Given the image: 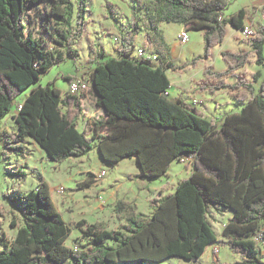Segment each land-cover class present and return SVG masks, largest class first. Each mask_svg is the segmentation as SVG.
Instances as JSON below:
<instances>
[{"label": "trees", "instance_id": "trees-1", "mask_svg": "<svg viewBox=\"0 0 264 264\" xmlns=\"http://www.w3.org/2000/svg\"><path fill=\"white\" fill-rule=\"evenodd\" d=\"M40 1L0 0V119L22 90L38 83L12 115L17 131L0 134L4 149L26 155L31 140L49 159L62 163L96 147L100 158L113 166L135 158L139 173L134 176L149 179L166 175L172 160L191 157L190 172L173 193L152 201L149 215L137 212L134 203L118 200L114 209L123 213L125 223L117 229L77 221L87 240L74 247L66 244L72 227L54 203L46 180L39 177L28 191L14 189L10 200L22 223L10 242L0 235V264H157L167 257L196 262L216 240L209 208L232 210L222 230L229 248L241 257L232 264H264L259 246H264V80L255 94L252 81L240 71L252 52L256 63H263L264 25L248 41L251 50L221 51L226 69L203 68L197 89L214 93L241 88L235 93L244 102L241 110L226 113L218 125L182 100L168 99L171 84L165 69L180 67L169 60L159 25L178 23L202 31L203 53L192 59L194 64L210 57L212 47L224 40L227 24L244 27L245 10L224 18L230 0H137L144 9L145 40L154 45L153 50L144 48L158 59L132 57L138 27H132L116 48L119 57L99 61L105 52L94 50L86 60L94 66L77 77L90 79L95 104L103 109L88 135L77 124L82 95L68 90L62 95L54 82H39L53 66L76 60L73 45L84 30L86 0H50L45 16L52 17L53 25H44L43 32L27 24L28 12ZM229 75L238 80L227 83ZM259 75L252 73V78ZM12 172L26 176L23 169ZM96 181L91 174L78 186L87 189Z\"/></svg>", "mask_w": 264, "mask_h": 264}, {"label": "rangeland", "instance_id": "rangeland-1", "mask_svg": "<svg viewBox=\"0 0 264 264\" xmlns=\"http://www.w3.org/2000/svg\"><path fill=\"white\" fill-rule=\"evenodd\" d=\"M237 1L243 3L245 0ZM50 4V0L40 1L28 12L27 24L29 29L43 32L42 27L44 25L52 27V17L47 20L45 16V12L50 9ZM259 4L260 7H258ZM85 7L84 30L73 45L77 51L76 60L73 61L68 58L60 62L44 74L39 81L41 85L54 82V85L61 90L62 95L68 90L67 76L71 79L81 77V74L87 71V67L94 66V62H86L88 58L93 56L94 50L102 49L105 52L104 56L98 58L99 61H104L109 56L119 57L116 48L132 27H138L132 57H136L138 47L154 49L150 42L142 40L145 37V14L144 9L140 7L137 0H86ZM255 7H258V9H255ZM249 13L253 18L254 31H257L258 26L264 24V0H256ZM161 25L165 27L163 25L169 24L162 23ZM179 25L178 23H171L168 28H164L171 44H173V38L177 40V33L181 29ZM226 30L224 44L213 46L208 59H200L194 64L192 59L203 53V39L195 30H186L191 41L178 46L172 45L171 49V59L180 69L172 71L167 68L165 71L171 83L168 92L172 91L171 95L167 96L168 99H173L176 95L181 96L186 106L190 104L196 111L202 112L203 117L213 120L218 125L226 113L241 110L244 102L235 97V93L240 91L241 88L235 90L222 88L214 93L197 89L199 80L204 78L203 68L207 66L214 71L226 69L227 64L221 58L220 51H239L247 48L251 50L248 41L255 37V34L252 38L247 37L241 29L232 28L229 24L226 25ZM235 34L238 36L237 39L233 38ZM188 50L193 53L189 54ZM262 55L263 63L257 64L256 56L252 52L249 56L250 62L240 69V71L245 72L247 79L252 81L255 94L260 91L261 83L264 80V45ZM186 62L189 64L185 65ZM158 64V62L152 63L153 66ZM257 71L260 72V75L253 79L252 73ZM237 80L238 78L232 75L225 77L227 83H233ZM37 84L22 90L14 99L11 111L0 119V134L2 132L14 133L17 131L12 115L17 113L19 103L29 94L31 87ZM194 100L197 101L196 104ZM82 105L83 113L77 120L78 128L80 131L91 135L94 120L100 114L94 99L90 96V91L82 94ZM189 108L192 109V107ZM93 143L95 144L96 140ZM26 147L28 154L16 155L4 149L3 143L0 141V235H4L5 240L8 242L14 238L17 227L22 223L15 206L10 200L13 194L12 191L14 189L28 191L35 188L40 180L39 177L48 182L54 203L60 210L65 222L72 227V232L66 244L74 247L77 243L83 244L87 240L82 237L81 231L76 227L75 223L77 221L85 219L88 223L102 222L108 229H117L125 223L123 213L114 209L118 200L134 203L137 212L149 215L152 201L173 193L176 185L186 178L190 172L188 161L185 163L174 159L166 175L152 179L139 178L134 176L139 169L136 159L127 157V159H121L113 166L112 163L101 162L96 147L83 157L68 158L62 163H56L49 159L45 152L31 140L26 144ZM17 169H23L26 176L22 178L12 172ZM102 170L105 173L97 179L92 187L80 189L79 182L91 177V174L97 175ZM60 187L64 188L63 193L58 191ZM231 215L232 210L229 208H219L217 210L209 208L208 218L216 234V240L208 244L206 250L196 262L167 257L157 264H216V261L232 264L239 261L241 259L240 255L229 248L227 242L229 239L222 233L223 226ZM12 221L16 223L15 226H11ZM259 246L261 255L264 257V246L261 244ZM2 247L0 243V250ZM65 264L73 263L68 261Z\"/></svg>", "mask_w": 264, "mask_h": 264}, {"label": "crops", "instance_id": "crops-1", "mask_svg": "<svg viewBox=\"0 0 264 264\" xmlns=\"http://www.w3.org/2000/svg\"><path fill=\"white\" fill-rule=\"evenodd\" d=\"M256 2V0H245L243 3H239V1H237V0H230L229 1V3H228V6L226 7V9L224 10V13H223V17L224 18H226V17H228V16H230V15H232V14H235L236 12H238L240 9H243V10H245V17H244V19H243V26H249V27H251L252 29H254L253 28V26H252V19L253 18H251V14L249 13V11H250V9H251V7H253V4ZM262 4V3H261ZM258 7H260V4H259V6ZM258 7H255V9H258ZM162 24V23H161ZM159 25V29H160V31H161V34H162V36H163V38H164V41H165V43L168 45V47H169V60L173 63V64H175L173 61H172V59H171V49H172V45H174V46H178V45H182V44H180L179 43V41H178V39L176 40V38H173V44H171L170 43V39L166 36V31L164 30V28L166 29V28H168V26H170L171 25V23H167V24H169V25H163V26H165V27H162V25ZM164 24H166V23H164ZM228 25V24H227ZM261 25H264V24H261ZM167 26V27H166ZM180 27H181V29L178 31V33H177V36H178V34H180V33H182V32H185L186 30H188L187 29V26L186 25H184V24H180L179 25ZM231 26V25H230ZM232 27V26H231ZM232 28H234V27H232ZM236 29V28H235ZM255 30V29H254ZM196 32H198V34H199V36L203 39V33H202V31H200V30H195ZM227 34V33H226ZM234 39H237L238 38V36H236V34L234 35V37H233ZM142 40H145V37H143V39ZM225 40V39H224ZM188 41H191V38L189 37V39H188ZM187 41V42H188ZM224 44V41H222L221 43H220V45H223ZM238 44H239V42H238ZM152 47H154V45L152 44ZM248 49V48H247ZM222 51V50H221ZM221 51H220V53H221ZM192 51H190V50H188V53L190 54ZM193 53V52H192ZM191 53V54H192ZM165 70H167V68L165 69ZM79 72H80V70H79ZM258 72V71H257ZM81 73V72H80ZM176 73H179V72H176ZM254 73H256V72H254ZM81 75H83V73L81 74ZM171 84V83H170ZM171 87V86H170ZM171 93H172V91H170V92H168V95L170 96L171 95ZM90 96H92V98L94 99V101H95V96H94V92H93V90H91L90 91ZM194 97V96H193ZM182 100L181 99V96H179V95H176L175 96V98H173V99H171V100H173V101H178V100ZM183 101V100H182ZM188 106L189 107H192V108H194L193 106H191L190 104H188ZM97 107V110H98V112H99V114L100 115H102L103 114V109L102 108H100V107H98V106H96ZM196 110V109H195ZM198 111V110H197ZM198 113L200 114V115H202V112H199L198 111ZM203 116V115H202ZM83 157V156H82ZM125 159H127V158H125ZM135 159V158H134ZM102 160V159H101ZM101 162H104L103 160L101 161ZM137 172L139 173V169L137 170Z\"/></svg>", "mask_w": 264, "mask_h": 264}, {"label": "built area", "instance_id": "built-area-1", "mask_svg": "<svg viewBox=\"0 0 264 264\" xmlns=\"http://www.w3.org/2000/svg\"><path fill=\"white\" fill-rule=\"evenodd\" d=\"M241 31L245 36L251 37V38L255 34L254 29H252L249 26H244L241 29ZM188 38L189 37H188V34L186 33V31L178 34V36H177V39H178L180 44L186 43L188 41ZM136 57H140V58H144V59H148V60H152V61H155L158 59L157 54L146 51V49L144 47H138L136 49ZM90 90H91L90 79L87 77L86 78H75V79H71L70 81H68V92L70 94L82 95L83 93H86ZM194 103L196 104L197 101L194 100ZM18 107H20V105ZM186 161H188V163L190 164L191 157H185L183 162L187 163ZM104 173H105L104 170L99 171L97 173V175H95V179L97 180L98 178L102 177ZM58 191L60 193H63L64 188L60 187L58 189Z\"/></svg>", "mask_w": 264, "mask_h": 264}, {"label": "water", "instance_id": "water-1", "mask_svg": "<svg viewBox=\"0 0 264 264\" xmlns=\"http://www.w3.org/2000/svg\"><path fill=\"white\" fill-rule=\"evenodd\" d=\"M138 166H139V164H138Z\"/></svg>", "mask_w": 264, "mask_h": 264}]
</instances>
